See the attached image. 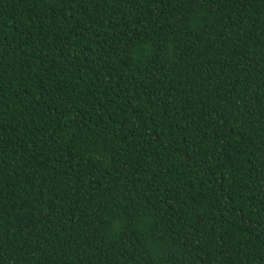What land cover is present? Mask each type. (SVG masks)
Instances as JSON below:
<instances>
[{
    "label": "trees",
    "instance_id": "trees-1",
    "mask_svg": "<svg viewBox=\"0 0 264 264\" xmlns=\"http://www.w3.org/2000/svg\"><path fill=\"white\" fill-rule=\"evenodd\" d=\"M0 264H264V0H0Z\"/></svg>",
    "mask_w": 264,
    "mask_h": 264
}]
</instances>
